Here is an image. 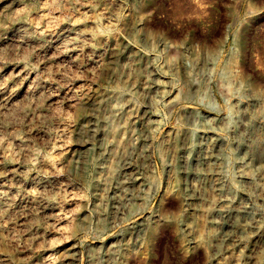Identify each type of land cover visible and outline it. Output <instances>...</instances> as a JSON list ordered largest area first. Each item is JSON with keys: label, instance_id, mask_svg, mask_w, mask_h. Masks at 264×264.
<instances>
[{"label": "rangeland", "instance_id": "obj_1", "mask_svg": "<svg viewBox=\"0 0 264 264\" xmlns=\"http://www.w3.org/2000/svg\"><path fill=\"white\" fill-rule=\"evenodd\" d=\"M206 136L255 221L219 252L207 217L184 228ZM128 156L140 179L116 200L106 169ZM0 187L3 264H264V0H0Z\"/></svg>", "mask_w": 264, "mask_h": 264}, {"label": "bare ground", "instance_id": "obj_2", "mask_svg": "<svg viewBox=\"0 0 264 264\" xmlns=\"http://www.w3.org/2000/svg\"><path fill=\"white\" fill-rule=\"evenodd\" d=\"M11 5L12 2L5 4V11L3 10V12H7ZM111 20L112 19H109L108 22L112 23ZM24 30V24H19L10 31V34L15 35ZM66 32L68 33L67 35H70L72 43H75L76 45L80 43L84 37L90 38L92 36L91 33L85 30H79L73 33V31L69 29L66 30ZM28 88H30V86L26 87V89ZM150 88L151 85L146 86V90ZM32 89L35 90L36 86L32 87ZM120 110L121 108L115 105L110 111L112 115H116L117 111L119 112ZM124 111L126 113V125L131 127L128 129L130 132L129 136L133 141V143L131 142L128 151L129 156L132 154L143 155L145 149L138 146L137 141L139 142V139H144L142 138L144 134L134 132L133 125L130 121L131 118L137 117V114L129 109L126 110L125 107ZM218 139L219 138L206 136L203 144L198 147L195 154L190 161H188L189 169L186 168L185 170H182V172H185V175L188 174L192 176L188 186H185L183 197V206L186 214L184 228L189 234H191L195 231L196 222L194 218L196 215L207 217L206 222L208 228L205 230V233L206 236H208L209 241L215 246L214 249L216 252H219L222 248H227L229 244H235L240 241L244 233L254 227L255 224L254 219L250 216L248 196L246 197L243 193V197L234 199L228 196L225 192L226 189L224 188V180H222L223 173L221 169L222 141ZM129 156L128 158L125 157L126 159L124 158L120 165L112 168L107 167L106 169L110 192L113 198H117L116 200L120 199L119 195L126 187H129L130 184L133 185L135 180L138 181L140 179L139 177H135L136 173H134V165L130 161ZM103 166L104 165L100 163L99 167L102 168ZM178 170L179 166L177 170L173 172L174 177L178 176ZM241 176H243L245 180H248L249 178L243 174ZM34 182V185L38 187V189L46 186L43 181ZM27 196L28 198H31V195ZM52 208L53 203L51 201H45L41 210L48 213L52 211ZM144 228H146V223L141 221L138 225V232L143 231ZM128 246V241L121 242L117 246L114 245L108 250H104L103 255L109 256L111 252L118 251L120 247L126 249ZM96 258L97 261H99V257L97 256ZM212 258H214V255H212ZM1 262L2 260H0V264H3Z\"/></svg>", "mask_w": 264, "mask_h": 264}]
</instances>
